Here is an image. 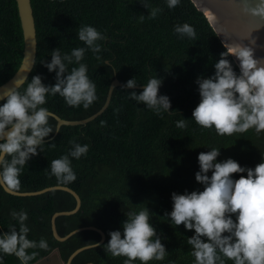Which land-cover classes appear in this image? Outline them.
<instances>
[{"label":"trees","instance_id":"trees-1","mask_svg":"<svg viewBox=\"0 0 264 264\" xmlns=\"http://www.w3.org/2000/svg\"><path fill=\"white\" fill-rule=\"evenodd\" d=\"M36 29V57L26 81L17 89L23 92L33 75L42 82L54 83V72L41 64L50 59L51 50L61 53L84 47L76 33L80 26L91 25L106 36L99 41L101 50H86L81 63L87 65V75L96 85L97 99L88 107H71L62 97H46L50 112L64 119H82L96 112L103 104L113 78L124 84L134 77L137 85L157 75L162 78L158 94L170 98V113L155 114L143 104L130 100L127 89L116 86L106 109L96 118L80 125H61L55 133L56 120L50 116L52 133L44 140L41 152L32 157L20 173V188L16 191H35L51 185H66L81 199L76 213L59 215L55 219L59 235L72 229L95 226L105 233L118 229L129 211H150V223L166 239L167 254L163 260L148 264H194L192 247L187 244L191 230L183 225L169 226L165 211L171 210L170 193L201 189L194 180L198 171L197 155L211 148H220L217 160L231 157L242 166L254 167L264 158V131L249 129L243 133L217 135L215 130L198 126L191 119L192 109L199 102L197 76L207 77L212 65L226 50L204 13L191 0L169 8L166 0H30ZM153 8L159 12L150 15ZM187 23L195 31L194 38H180L174 27ZM23 49V36L15 0H0V84L18 68ZM99 57V58H98ZM228 59L238 71L234 59ZM78 64L68 65L69 71ZM2 102V100L0 101ZM185 118V128L176 121ZM51 137V138H50ZM71 142L87 144L88 151L79 159H72L76 179L61 182L50 174V162L68 153ZM52 143L51 145H49ZM210 174V173H209ZM238 178L241 174H232ZM75 198L65 190H49L37 195L19 196L0 189V231L18 224L10 216L11 210L27 212L25 221L30 231L27 238L48 247L27 250L33 254L28 264L46 256L57 248L65 262L76 248L97 242L100 234L85 228L63 241L56 240L50 219L54 212L70 210ZM4 264H20L14 255H4ZM126 258L112 256L101 247L78 252L71 264H124ZM133 264H140L136 260ZM225 264H233L225 258Z\"/></svg>","mask_w":264,"mask_h":264},{"label":"clouds","instance_id":"clouds-1","mask_svg":"<svg viewBox=\"0 0 264 264\" xmlns=\"http://www.w3.org/2000/svg\"><path fill=\"white\" fill-rule=\"evenodd\" d=\"M179 3L180 0H166L169 8ZM158 12V8H153L150 15L155 17ZM174 32L180 38L195 37L193 27L187 23L176 25ZM76 36L84 47L63 54L58 47L53 48L50 59L41 62L49 73L54 72V83L46 84L40 75H33L22 93L12 90L0 99V189L13 192L20 188L23 167L41 152L45 138L52 133L48 123L50 111L44 107L46 97L59 95L66 105L84 108L97 99L96 85L81 61L86 50L99 53L98 42L106 36L91 25L80 26ZM229 56L238 62V71ZM73 63L78 67L69 71L68 65ZM212 67L211 75L197 76L194 81L199 102L192 109L191 119L220 136L249 129L264 131V63L254 58L253 49L232 45L220 53ZM137 84L132 77L121 87L135 89ZM161 85L162 78L152 76L141 91H130L128 97L157 115L170 113V98L158 94ZM187 120L176 121V126L185 128ZM71 143L67 154L50 162V174L66 183L76 179L72 159L86 155L89 147ZM219 155L220 148L198 153L194 180L201 189L170 193L171 210L162 217L167 218L169 226L182 224L185 230L192 231L187 244L192 247L194 264H225V258L233 264H264V158L254 167H247L231 157L218 161ZM233 173L246 175L234 178ZM10 216L18 228L10 225L7 231H0V264H4V255H14L20 264H28L34 253L27 250L46 249L48 244L43 238L39 242L27 238V212L11 210ZM107 235L106 243L91 242L88 246L101 247L114 257H125L124 264L136 260L148 264L151 260H163L167 254L161 242L166 237L150 223L146 206L138 212L129 211L120 227Z\"/></svg>","mask_w":264,"mask_h":264},{"label":"water","instance_id":"water-1","mask_svg":"<svg viewBox=\"0 0 264 264\" xmlns=\"http://www.w3.org/2000/svg\"><path fill=\"white\" fill-rule=\"evenodd\" d=\"M19 22L23 36V49L21 61L16 71L3 83L0 84V99H3L10 91L17 90L28 78L35 62L36 57V29L34 23L33 10L30 0H15ZM198 10L202 11L208 22L214 29L215 33L226 47L240 44L246 45L253 49L254 58L264 63V5L261 0H191ZM237 64L238 62L232 57ZM123 85L117 78H113L110 82L105 100L102 106L93 114L82 119H64L50 112L56 120L55 133L61 125H80L93 120L101 114L109 104L112 90L116 86ZM137 85L135 88H142ZM1 101V100H0ZM51 138V137H50ZM65 190L72 194L75 198V206L70 210L56 211L50 219L51 231L53 237L58 241H63L79 230L89 228L96 230L100 234L97 241L100 244L105 239V233L95 226H83L72 229L64 236L58 234L55 219L59 215H69L76 213L81 205L79 195L66 185H51L35 191H13L7 193L19 196H29L44 193L49 190ZM84 245L74 249L64 262L59 255L58 249H53L46 256L36 260L32 264H71L72 258L81 250L88 248ZM82 264H94L93 262H85Z\"/></svg>","mask_w":264,"mask_h":264}]
</instances>
